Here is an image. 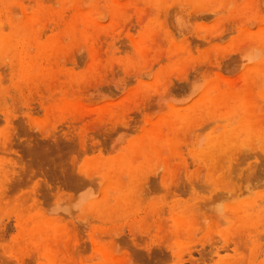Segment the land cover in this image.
<instances>
[{"label": "rangeland", "instance_id": "374dc122", "mask_svg": "<svg viewBox=\"0 0 264 264\" xmlns=\"http://www.w3.org/2000/svg\"><path fill=\"white\" fill-rule=\"evenodd\" d=\"M0 264H264V0H0Z\"/></svg>", "mask_w": 264, "mask_h": 264}, {"label": "bare ground", "instance_id": "6f19581e", "mask_svg": "<svg viewBox=\"0 0 264 264\" xmlns=\"http://www.w3.org/2000/svg\"><path fill=\"white\" fill-rule=\"evenodd\" d=\"M228 103V102H227ZM215 104V103H214ZM240 107V106H239ZM232 108V107H231ZM240 109V108H239ZM227 111H228V109H227ZM231 112V111H230ZM234 112V111H233ZM233 112H231V113H233ZM247 125V124H246ZM247 127V126H246ZM247 130V129H246ZM228 132V131H227ZM231 133V132H230ZM232 134H234V133H232ZM240 134V133H239ZM250 134V133H249ZM225 135V134H224ZM227 135V134H226ZM237 136V135H236ZM248 136V135H247ZM227 139V138H226ZM248 139H249V137H248ZM224 140V139H223ZM234 140V139H233ZM245 140H247V138L245 139ZM244 141V140H243ZM241 142V141H240ZM245 142H247V141H245ZM249 142V141H248ZM247 142V143H248ZM228 145V144H227ZM240 145V144H239ZM224 151V150H223ZM222 154V153H221ZM223 156V155H222ZM28 169V168H27ZM245 207V206H244ZM247 212L245 211V214H246ZM244 223V222H243ZM245 224V223H244Z\"/></svg>", "mask_w": 264, "mask_h": 264}]
</instances>
